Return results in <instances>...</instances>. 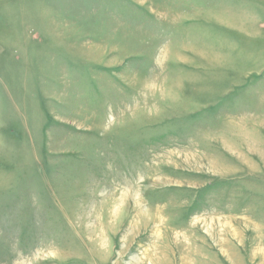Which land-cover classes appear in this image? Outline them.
I'll return each instance as SVG.
<instances>
[{
    "label": "rangeland",
    "instance_id": "rangeland-1",
    "mask_svg": "<svg viewBox=\"0 0 264 264\" xmlns=\"http://www.w3.org/2000/svg\"><path fill=\"white\" fill-rule=\"evenodd\" d=\"M0 264H264V0H0Z\"/></svg>",
    "mask_w": 264,
    "mask_h": 264
}]
</instances>
